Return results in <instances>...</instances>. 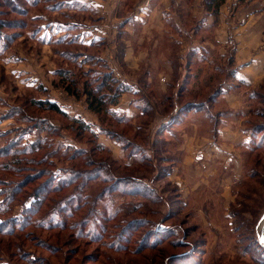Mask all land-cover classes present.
Instances as JSON below:
<instances>
[{"label": "rangeland", "instance_id": "1", "mask_svg": "<svg viewBox=\"0 0 264 264\" xmlns=\"http://www.w3.org/2000/svg\"><path fill=\"white\" fill-rule=\"evenodd\" d=\"M107 1L101 14L94 0H0V33L7 37L0 41V149L19 136L21 143L47 140L37 154L22 157L36 162L16 176L0 172L18 183L39 173L8 205L11 213L0 216L32 221L10 234L0 231V264H168L175 252L184 253V264H264V77L255 84L239 79L236 56L238 37L264 52V0H224L210 11L207 0H145L163 7L159 18L171 13V22L140 42L138 35L119 40L117 34L115 42L101 43L97 24L112 31L117 16L151 19L150 5L135 10L144 0H118L115 10L116 0ZM250 17L249 26L238 25ZM113 46L132 48L134 56L125 59ZM120 72L136 93L118 81ZM108 74L129 89L122 94L131 99L120 100L121 94L120 109L110 108L123 122L91 111L85 100V84L92 89ZM33 99L56 103L63 114L36 108ZM190 102L205 108L179 112ZM25 115L56 130L35 128ZM74 119L89 130L79 132ZM228 120L247 132L258 126L252 142L236 147L243 164L238 177L211 150ZM100 163L122 182L88 178ZM70 175L40 205L26 200L39 184L60 186ZM132 220L135 226L121 232ZM102 224L108 228L99 234ZM167 226L172 236H155L154 228ZM147 235L158 240L151 245Z\"/></svg>", "mask_w": 264, "mask_h": 264}, {"label": "trees", "instance_id": "2", "mask_svg": "<svg viewBox=\"0 0 264 264\" xmlns=\"http://www.w3.org/2000/svg\"><path fill=\"white\" fill-rule=\"evenodd\" d=\"M2 1H6V3H10V0H2ZM38 0H28V3L30 5H35L37 4ZM224 2V0H207L206 2V9L207 10H215L219 7V5H221V3ZM27 3V4H28ZM7 39V37L4 35V33H0V41L2 40L3 42H5L4 40ZM60 77L62 75H65L64 78H66V74L65 73H59L58 74ZM241 81V80H238ZM242 82V81H241ZM70 93L75 94V91L72 90V88H68L67 89ZM103 90H105L106 92L103 93ZM128 88L126 86H122L119 82L115 81L109 74L105 75L104 78L98 83V85H96V87L94 88H90L88 86H86L85 84V88H84V94H85V100L87 103L88 108L97 113H108L110 114V116H112L114 118V116H117L110 108L112 106H115L117 104L118 101V97L124 93V92H128ZM31 105H33L36 108H46L48 110L54 111L55 113H59V114H63V112L61 111V109L59 108V106L56 103H52L49 101H42V100H38V99H33L31 102ZM203 108H205V103L203 102H198V103H193L190 102L182 107H180L179 112H184L186 110H189L192 112H199L202 111ZM142 115V114H139ZM208 115V114H207ZM176 117V116H175ZM175 117H172L173 121H176L177 119ZM22 120L23 121H27V120H34L33 127L35 128H42V130H46V131H50V132H54L56 130L54 125H50L48 122L46 121H42L40 119L35 120L33 119L32 116L30 115H25L22 116ZM114 120L119 121V122H123L125 121V119L123 117H117L114 118ZM128 120V119H127ZM218 121L219 118L217 119ZM216 120V121H217ZM76 124H77V128H79V132L81 131H88L89 130V125L85 122H83L82 120L79 119H74L73 120ZM217 121V122H218ZM169 125V124H168ZM169 127V126H168ZM29 128V127H28ZM256 128V130H255ZM258 126H254L252 127V129H248L250 134H251V138H250V142H252L253 140V135L258 132L257 131ZM28 132V129L25 130V133ZM20 139H12L7 141L6 143V148L4 149H0V157L5 158L6 160L0 162V172L3 174H7L10 177V174L12 176H16L22 169H24L25 167H27L29 164L28 163H35L36 160L35 158L31 157L30 159H23L24 156H27V154L29 155H35L37 154V152L40 150L42 143H46L47 144V140L44 141L43 139H33L32 141H27L26 143H21V140H24V137L19 136ZM120 142H122L121 138H117ZM126 144V143H125ZM260 145L258 146H263V142L261 141V143H259ZM247 149H249V147H247ZM45 155H42V159L45 161V159L43 158ZM23 157V158H22ZM9 160V161H8ZM106 163H100V165L98 167H95L92 173H94L93 175L89 174L86 175L88 178H95L96 180H98L99 178H101L102 180H107V181H111L113 180V184L116 185L122 181L121 178L122 177H113L112 175H110L109 173L106 172L107 168H106ZM87 174V172H86ZM38 174H34L33 176H28L26 178V181H24L23 183L21 182H13L11 179L7 178V179H3L0 177V195H2V203H4L3 208L0 207V216H3L1 218H4L5 216H8L12 211L10 208H8V205L12 202H14L16 199L17 195H21L24 192H22V190H24L25 185L27 181H34L36 176H38ZM101 175V176H100ZM69 176V175H67ZM70 175V177H66V182H62V185H57L53 186V187H48L49 189H47V182L46 183H42L39 184L37 186V188L28 194L26 200L28 198H33V203L32 205L36 206V205H40L43 200L46 197V194L51 192V191H58L59 189H63L64 187L67 186L68 183H70L69 181L72 180L73 176ZM100 176V177H99ZM85 177V176H84ZM61 180H65L61 179ZM12 186H9V185ZM56 189V190H54ZM0 201V202H1ZM1 203V204H2ZM59 212H63V211H59ZM54 213V212H53ZM5 215V216H4ZM105 216V215H104ZM114 217V215H112ZM108 217H106V220L108 222ZM134 220L130 221L129 223L126 224V226L124 227V229L121 230V232L127 230V228L135 226ZM32 221L30 219H25L23 220L22 218H18L15 216H11L0 220V231H4L7 234H10L14 231H19L24 229V227L31 225ZM40 224V223H39ZM43 223L40 224V226H42ZM58 223H56V225H58ZM50 226V225H49ZM59 226V225H58ZM61 226H63V224L61 223ZM108 227H106L104 224H102V226L100 227V231L99 234H103L106 233V229ZM126 228V229H125ZM155 236H166L165 238H168L169 236H172V234L174 233L172 231V227H156L153 229ZM79 232V231H78ZM75 234V233H74ZM90 234L91 237L93 238L94 234H95V238L98 237V233L97 232H91L90 229ZM150 234V233H148ZM149 236V238H151V242L153 245L154 242H156L158 239L153 237L152 235H147V237ZM146 237V238H147ZM148 240V238L146 239ZM146 240H142V242L140 244L145 245L147 242ZM182 241H179V244L181 245ZM120 245V243H117L116 248H118V246ZM114 246V243H113ZM147 248V247H145ZM179 252V251H178ZM175 255H168L167 257L171 258V260H173L172 262H168V264H184V261H180L183 257H185L183 254L184 253H177L175 252ZM174 258V259H173ZM28 259V258H27ZM36 259V258H35ZM33 259V260H35ZM37 261V264H41L39 261L40 260H35ZM164 261V260H163ZM187 261V260H186ZM162 262V261H161ZM182 262V263H181ZM2 264V263H1ZM165 264H167V261L165 262Z\"/></svg>", "mask_w": 264, "mask_h": 264}, {"label": "crops", "instance_id": "3", "mask_svg": "<svg viewBox=\"0 0 264 264\" xmlns=\"http://www.w3.org/2000/svg\"><path fill=\"white\" fill-rule=\"evenodd\" d=\"M94 2H95L96 11H99L101 14H103L105 10H109V6H108L109 4H105V2L108 3L107 0H101L100 2L97 0H94ZM118 4H119V1L116 0L115 4H113L114 10L116 9V6H118ZM147 5H150L151 11L148 12V15H149L148 17H150L151 19L143 20L142 18L143 14L140 13V15L138 16H132V21H123V19H119L118 16L116 15L118 21H115V22L118 28H116L115 26L114 30L111 31L109 30L107 26L104 29L102 25L97 24L94 26V28L97 31V33H98V30L100 33H98V35H95V36H98L96 37V39L101 38L102 39L101 43L107 40H109L108 42H111V41L115 42L117 34H118L117 37L119 40H122L123 36L130 34L131 36L138 35L139 36L138 42H140V41L145 40L147 37H150V35H152L153 32H160V28H163L166 22H171L170 16H172V14L169 13L168 15H166V16H169L168 19L161 18V17L159 18L157 16L158 10L163 7L160 5L155 7L154 2L152 6L151 3L149 4V1H145V0L139 4V7H135V10L137 9V12L138 10L147 12L148 11ZM132 13H135V11H132ZM251 19L253 18L250 17L248 19L245 18L242 21H238V25L242 27H246L247 25L249 26ZM173 22L176 27L182 26L180 20L176 17H175V21ZM229 23L233 24L235 23V21L231 20L229 21ZM238 39L240 42H242V45L239 48V52L236 53V56H237L238 63L241 61L242 62L239 63L241 66L237 68L238 70L237 77L239 79H244V80L249 81V84H255L259 82L262 77H264V52H260V49H257L258 51L255 52L257 48L255 45H253L250 42H247L246 40L240 37H238ZM91 46H94V44H91ZM114 47L115 46H113L110 50L117 49ZM115 51L118 54L123 55V58L125 59L133 57L134 55L132 54V52L133 51L135 52L134 49L129 48V47H126L123 51L118 50V49ZM142 56L144 55L141 54L140 58ZM115 74H119L118 81L120 80L122 81V83L130 87L129 89H131L130 90L131 92H128V93L133 94V92H135L136 90L134 89L132 91L133 87L135 86L134 85L135 83L130 82V80L126 79L125 76H123L121 72L115 73ZM165 87L166 85H164V89ZM124 94L121 95L120 100L129 101L131 98L125 100ZM226 101L230 102V101H234V99L229 100V98H227ZM123 103H119V104L117 103L115 106H112V107L115 110L117 109L119 110L120 109L119 106L122 105ZM129 106L130 105H128V107ZM219 120L223 121L224 119L221 120V118H219ZM216 132H217V140L214 141L215 143L211 147L212 148L211 150L214 151L213 153L216 155L218 159L221 158V160L224 161L225 158H227V164L229 166L228 168L233 170L234 175L236 177L240 175L242 176L243 171L241 168L243 167V164H242L241 157L238 155V151H236V147H238V144H240V142L242 146L244 143H250V138H251L250 132H247L245 129H243L240 126H236L233 120H228L224 122V124H222V127L217 128ZM225 183L229 184L230 180H228V182L227 180H225L223 184Z\"/></svg>", "mask_w": 264, "mask_h": 264}, {"label": "water", "instance_id": "4", "mask_svg": "<svg viewBox=\"0 0 264 264\" xmlns=\"http://www.w3.org/2000/svg\"><path fill=\"white\" fill-rule=\"evenodd\" d=\"M261 229H262V231H261V233H262L261 237L263 238V233H264V218H263V223H262Z\"/></svg>", "mask_w": 264, "mask_h": 264}, {"label": "bare ground", "instance_id": "5", "mask_svg": "<svg viewBox=\"0 0 264 264\" xmlns=\"http://www.w3.org/2000/svg\"><path fill=\"white\" fill-rule=\"evenodd\" d=\"M261 223H263V221Z\"/></svg>", "mask_w": 264, "mask_h": 264}]
</instances>
